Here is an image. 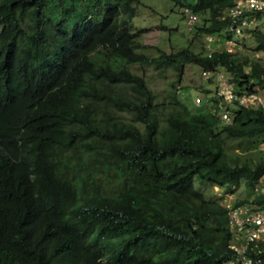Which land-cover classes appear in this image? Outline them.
<instances>
[{"label": "trees", "instance_id": "16d2710c", "mask_svg": "<svg viewBox=\"0 0 264 264\" xmlns=\"http://www.w3.org/2000/svg\"><path fill=\"white\" fill-rule=\"evenodd\" d=\"M135 1L0 0V264L234 258L229 209L198 180L233 194L264 184L262 150L228 149L264 136V106L235 100L226 121L188 110L177 82L194 63L225 71L237 93H264V60L239 56V39L233 51L207 46L208 34H232L236 0H174L197 14L205 47L155 54L131 26ZM246 32L264 53V26ZM136 65L171 67L177 79L161 96ZM243 203L264 207V190ZM249 255H264V241Z\"/></svg>", "mask_w": 264, "mask_h": 264}, {"label": "rangeland", "instance_id": "374dc122", "mask_svg": "<svg viewBox=\"0 0 264 264\" xmlns=\"http://www.w3.org/2000/svg\"><path fill=\"white\" fill-rule=\"evenodd\" d=\"M196 0L184 1L194 3ZM135 15L132 19L131 26L138 34L137 38L144 44L151 45L148 48L150 54L156 53V46L168 49L178 50L184 46H191L196 51L201 50L204 46V35L198 34L197 28L191 26L184 15L183 5L177 4L174 0H136L133 5ZM209 15L208 13L206 14ZM202 19L198 21L201 24ZM264 26V25H263ZM239 40L243 41V47L238 49L237 54L241 57L256 56L264 60V53L255 52L250 48L255 46L253 37L248 34H241ZM246 43V44H245ZM134 69L142 73L148 80L151 88L159 95L163 96L169 91L170 83L177 79V71L173 68L155 69L152 66H135ZM223 71V70H222ZM220 74L208 79L202 74V68L194 63H186L178 83V97L182 100L190 111L212 109L214 102L208 101L204 97L201 104L196 103L197 95H214L218 99V85L220 83ZM179 89H181L179 91ZM243 147L247 148L249 156H258L262 150L264 154V136L254 139H228V149L233 153L243 152ZM201 188L210 198L216 199L226 206H232L238 199H246L248 196H254L264 190V184L261 180L257 181L254 186H243L236 193H225L222 188L203 184L198 180ZM253 205L252 203H248Z\"/></svg>", "mask_w": 264, "mask_h": 264}, {"label": "built area", "instance_id": "2783aa9c", "mask_svg": "<svg viewBox=\"0 0 264 264\" xmlns=\"http://www.w3.org/2000/svg\"><path fill=\"white\" fill-rule=\"evenodd\" d=\"M183 12L190 24L198 19L197 14L189 6H185ZM226 15L231 19L232 34L227 35L224 42H221L219 37L217 39L214 35L208 34L206 35L207 46L215 43L212 47L223 45L227 50L233 51L239 36L248 33L246 29L264 25V0H236V3L226 10ZM202 74L208 79L220 74V83L216 92L220 98L216 100L214 95L200 94L196 96V103H203L204 97L210 99L213 97L212 101L210 100L214 102L211 110L226 121L230 120L228 105L235 100L251 106H264V93L257 90L237 93L234 84L230 81V75L225 71L202 70ZM227 208L229 209V225L234 233V240L230 246L235 251V256L226 264H264V255L259 256L256 261L249 255L253 243L256 245L259 241H264V207L254 208L248 203H234L232 206L227 205Z\"/></svg>", "mask_w": 264, "mask_h": 264}, {"label": "clouds", "instance_id": "9594fccd", "mask_svg": "<svg viewBox=\"0 0 264 264\" xmlns=\"http://www.w3.org/2000/svg\"><path fill=\"white\" fill-rule=\"evenodd\" d=\"M180 90H181V89H180ZM180 90H179V91H180Z\"/></svg>", "mask_w": 264, "mask_h": 264}]
</instances>
